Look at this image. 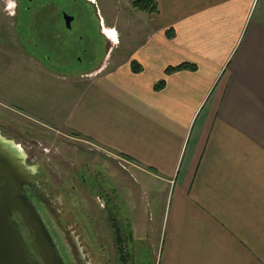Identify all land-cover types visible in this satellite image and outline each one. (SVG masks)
Returning a JSON list of instances; mask_svg holds the SVG:
<instances>
[{"label": "crops", "instance_id": "crops-1", "mask_svg": "<svg viewBox=\"0 0 264 264\" xmlns=\"http://www.w3.org/2000/svg\"><path fill=\"white\" fill-rule=\"evenodd\" d=\"M156 2L121 19L124 40L103 15L105 59L61 74L74 92L46 119L123 166L111 183L151 264H264V0ZM183 63L197 70L165 74Z\"/></svg>", "mask_w": 264, "mask_h": 264}, {"label": "rangeland", "instance_id": "rangeland-1", "mask_svg": "<svg viewBox=\"0 0 264 264\" xmlns=\"http://www.w3.org/2000/svg\"><path fill=\"white\" fill-rule=\"evenodd\" d=\"M14 1L20 7L19 15L16 18L8 13L9 11L12 12L13 1L11 0L10 10L7 11L5 5L10 1L0 0V133L7 140L19 146L25 155L26 163L34 161L36 164L31 162L34 168H38V164L45 171L46 179L49 180L53 188L57 185L62 188V185L67 182L76 186L77 189L80 187V177H91L94 180L97 179V171L100 172L104 168L108 169V175L113 174L110 167L120 170L118 161H114L112 166L110 162L106 163L107 161L104 158L101 157L100 160L97 155L92 153L93 148L74 137L70 131L48 122L46 116L47 112L54 113L62 108L63 102L67 101L68 96H71V93L74 92V89H69L68 85H65L59 79L61 74H69L71 76L69 81L76 80V77H79L80 74H83L80 77H87L90 66L101 59H105L109 46L98 31L102 27L101 18L104 14L110 15L112 23H119L117 33L112 32L114 38L115 34H118L120 40H124L123 34L120 36L119 33V31L121 32L119 29L121 28V19L123 20L126 15H129L128 18L136 21L139 15L131 6L132 0H96L90 5L89 3L80 2L82 8H88L91 12L88 15H85V11L79 12L80 14H73L74 20L70 30L66 29L62 22L59 23V30L63 36L62 47L65 43L73 45L78 37H82L85 46L92 48L90 54L82 57L79 61L76 59L78 55L75 57L67 55L66 57L65 52L66 58H63V60L58 62L49 61L43 64L27 57L26 52L29 55L41 56L44 49L33 47V42H37L33 29L28 27L27 15L23 11L25 0ZM260 3L254 17L259 16ZM81 29L86 31L79 32ZM133 29L136 31L133 35L136 36L144 32L136 28ZM95 46L97 48L93 49ZM76 53L81 54V49ZM115 54L127 57L130 51L123 44L116 48ZM45 121L50 124L49 127L43 125ZM73 172L76 173V178L72 177ZM111 182H108V187H110ZM102 188L104 189L103 186ZM81 189L83 196L80 195L79 199H76L78 206L73 207L71 205L72 207L68 206L65 209V212L66 210L69 211L68 221L76 223L75 225L69 224L76 230V234L71 232L64 236L60 244L66 248L65 253L70 254L74 264L76 251L79 258L82 259V254L85 258L82 264H95V258L99 264H121L117 253L118 248L114 231L111 229L114 217H116L121 229L129 231L130 228L131 245H129L130 251H127L129 255L127 263L151 264L152 253L156 248V240L148 242L147 246L145 241L138 243L132 231L134 225V228L138 226L137 223L132 225L126 218V224L121 222L119 218L120 208L117 206L119 201L115 199H118V192L114 195H109V192H107L110 201L106 203L103 198L101 204L104 206L101 207L95 201L96 199L87 185H81ZM62 192H65L64 188H62ZM124 204L125 202L122 201V205ZM114 207L117 210L113 209ZM122 213L124 214L123 211ZM89 215L92 217L90 220L86 217ZM81 216L84 217L83 222H81ZM109 217L110 222L108 223L106 218ZM93 218L95 221H93ZM127 222L129 225H127ZM89 228H94L93 239L92 235L88 236ZM81 233L82 235L78 238V234ZM90 246L93 251H90Z\"/></svg>", "mask_w": 264, "mask_h": 264}, {"label": "flooded vegetation", "instance_id": "flooded-vegetation-1", "mask_svg": "<svg viewBox=\"0 0 264 264\" xmlns=\"http://www.w3.org/2000/svg\"><path fill=\"white\" fill-rule=\"evenodd\" d=\"M12 1V17L16 18L19 15L18 11L20 10V7L19 4H17L14 0ZM94 1L96 2V0H93V2ZM80 2H84L85 4L89 3V5L91 4V2L87 0H25L23 11L27 15L28 27L33 29L35 40L37 42H33V47H42L44 49V53H42L41 56L29 55L25 51L27 57L39 62L40 64H43L49 61H61L63 60V58H66L67 55L71 57H75L76 55H78L76 59L80 61L82 57H86L90 54L91 48L85 46L82 37H78L75 40V42L73 43L75 46L73 45L71 47V50L65 49L64 45L62 47L63 36L61 31L59 30V23L62 22L65 28L70 30L75 14H80L79 12L82 13L83 11H85V15H88L89 13L88 8H82ZM68 18H70L71 20L67 24ZM79 49H81V54L79 53L80 55L76 53V51H79ZM31 162L36 164V162L34 161ZM31 162L28 161L26 164L33 170V184L31 186L24 187V194L27 197L29 203L34 207L36 214L38 215L44 226L45 232H43L41 239L42 248L46 251H57V255H59L63 264H74V261L72 260L70 254L68 252L67 254L65 253L66 248L60 245L64 236L68 235L71 232L76 234V230L71 225H69H75L76 223L68 221V217H70V215L69 211L66 210L65 212V209L68 206L72 207L71 205H73V207L78 206L76 199H79L80 195H82L81 185L83 184L89 187L90 192L93 193V197L96 199L95 201H97V203L101 207L104 206L103 204H101L103 198L105 199L106 203H109L110 199H108V196L112 194L114 195L118 192V199H115L119 201V205L117 206H119L120 208V193L116 187H113L111 185V183L110 187H108V182L111 181V174L108 175L107 168H104L100 172L95 169L98 172V176L97 179L94 180L91 177L85 178L79 176L80 187H78L77 189L76 186L70 185L69 183L65 182L64 185H62V188L65 189V192H62V188L60 187V185L54 186L53 188V186H51V184L49 183V180L47 181L46 179L47 177L45 171L40 168L38 164V168H34L33 163ZM89 164L91 163L89 162ZM91 166L94 167L93 164H91ZM71 175L73 178H76L75 172H73ZM115 179L117 180L116 176ZM102 186L104 187V189L102 188ZM107 192H109V195H107ZM86 217L89 220L92 219L90 215ZM80 218L81 222H83L84 217L81 216ZM119 218L121 219V222L126 224L123 213H121V208L119 210ZM93 221H95L94 218ZM112 221L113 222L111 225V229H113L114 231V223L115 226L120 230L121 245H117V248L118 246H120V251H130L129 245H131V238L129 236V232L127 231V229H121V226L118 224L116 218ZM106 222H110V217L106 218ZM93 234L94 228H89L88 236L92 235L91 237L93 239ZM80 235H82V233L78 234V238H80ZM90 251H93L91 246ZM118 252L119 251H117V253ZM78 255L79 254L76 251L75 264H82V261H84L85 258L83 257V254L81 255L82 259L79 258ZM97 261L98 260L95 258L94 263L99 264ZM120 263L122 264L121 261Z\"/></svg>", "mask_w": 264, "mask_h": 264}, {"label": "water", "instance_id": "water-1", "mask_svg": "<svg viewBox=\"0 0 264 264\" xmlns=\"http://www.w3.org/2000/svg\"><path fill=\"white\" fill-rule=\"evenodd\" d=\"M32 175L19 146L0 133V264H63L42 248L44 226L24 194Z\"/></svg>", "mask_w": 264, "mask_h": 264}, {"label": "trees", "instance_id": "trees-1", "mask_svg": "<svg viewBox=\"0 0 264 264\" xmlns=\"http://www.w3.org/2000/svg\"><path fill=\"white\" fill-rule=\"evenodd\" d=\"M131 6L137 12H142L145 14H157L158 13V4H157L156 0H132ZM165 35L168 39H171L173 37L172 30L167 31L165 33ZM131 69L133 72H138L139 71V65L135 62H131ZM182 70L195 72L197 70V67L194 64L183 63V64H180L178 66L168 67L165 70V74L169 75V74H172L174 72L182 71ZM164 83H165L164 81L159 82L154 87V90L155 91L161 90L164 86ZM113 209H116V207H114ZM115 218L116 217H114L112 220H114ZM127 225H129V224H127ZM113 227H114V233H115L114 235H115L116 243H117V245H121L120 244V230L115 226L114 223H113ZM128 232H130V228H129ZM118 251H119L118 252L119 253V261H121L122 264H128L127 262L129 259V255L127 254V251H120V246H118Z\"/></svg>", "mask_w": 264, "mask_h": 264}, {"label": "bare ground", "instance_id": "bare-ground-1", "mask_svg": "<svg viewBox=\"0 0 264 264\" xmlns=\"http://www.w3.org/2000/svg\"><path fill=\"white\" fill-rule=\"evenodd\" d=\"M108 36H111V37H113L112 39H114V40H115V38H114V36H113L112 32H111V34H110V33H108Z\"/></svg>", "mask_w": 264, "mask_h": 264}, {"label": "built area", "instance_id": "built-area-1", "mask_svg": "<svg viewBox=\"0 0 264 264\" xmlns=\"http://www.w3.org/2000/svg\"><path fill=\"white\" fill-rule=\"evenodd\" d=\"M121 167H123L122 165H120Z\"/></svg>", "mask_w": 264, "mask_h": 264}]
</instances>
